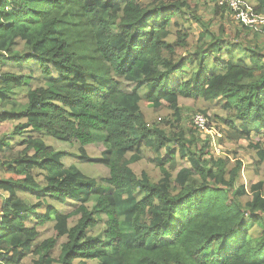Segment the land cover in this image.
<instances>
[{
	"label": "trees",
	"instance_id": "obj_1",
	"mask_svg": "<svg viewBox=\"0 0 264 264\" xmlns=\"http://www.w3.org/2000/svg\"><path fill=\"white\" fill-rule=\"evenodd\" d=\"M242 2L264 18V0ZM260 34L209 0H0V125L18 137L0 136V264H264ZM31 61L42 82L24 72ZM199 102L226 114L185 111ZM197 114L253 157L258 180L214 155ZM45 137L84 157L102 141L108 176ZM149 153L155 174L135 167Z\"/></svg>",
	"mask_w": 264,
	"mask_h": 264
},
{
	"label": "rangeland",
	"instance_id": "obj_2",
	"mask_svg": "<svg viewBox=\"0 0 264 264\" xmlns=\"http://www.w3.org/2000/svg\"><path fill=\"white\" fill-rule=\"evenodd\" d=\"M200 10H203V8H199V11ZM195 26H197V23H195ZM260 35L261 36H259V37H261V38L258 39L259 40L258 43L262 44V43H264V34H260ZM250 38H253V36L250 35ZM24 66H25L23 68L24 72L28 76H31V80L33 83L42 82V80H43L42 70L35 64V62L31 61V62L25 64ZM13 68H15L17 71L21 72V70L18 67V63H14V61H12L10 59V61L4 66V69H13ZM25 94H26V92L24 90H16V92L14 94V99L16 100V104L18 107L19 106L21 107V105L25 102V100H24ZM191 103H185L184 109L186 112H189L190 110L196 111L198 107H203L207 110V114L210 115V117H212V115H214V114L219 115V116L221 115V117H224L226 114L225 112L222 111L220 104L206 105L203 102L202 103L199 102L198 104H195V103L191 104ZM157 111L159 113H155V115H153V119H156V118L159 119V116H165L168 114V112L165 109H159ZM214 123L215 122L211 123V128L209 131H203L202 132L206 136L209 135L211 137V139H212V152L214 153V155L220 156L223 154H232L233 153L232 155L235 157V159L238 157L242 158V160L244 162L243 163L244 168H243L242 181L250 183L251 181L258 180V176L250 175V173L252 172V169H253V164H254L253 157L246 152L244 153L243 151H239V152L235 153V151H233L234 150L233 146L236 145L235 143L224 142L223 144L221 143L222 145H220L219 139L221 138L222 132L217 127H212V126H215ZM14 125H15V123H3V124H1L0 125V136L2 137L5 135L7 137V140H9L11 142H15L16 140H18V137L13 136L12 135L13 133H11L13 131ZM45 139L55 148L64 149V150L68 151V153H69L68 163L77 165V167L79 169H81L83 172L90 174V175H93L94 177L98 178L99 181H101V178L108 176V173H109L108 168L102 162H100L102 152L105 150V146H104L102 141L97 142V143L92 144V145L85 146V153L87 154L88 157H84L83 153L79 149V144L76 142L59 143V142L52 141L49 137H45ZM243 142H245V141H241L240 143H243ZM5 150L6 151H14L12 153V154H14L17 152L18 149H17V147H15L14 149L7 148ZM6 153L7 152H5V154ZM148 156H149V158H148L149 162L151 164L148 165V161L141 162L135 166L138 170H142V169H146L149 171L152 170L151 168L153 167L154 163L151 161V158L153 157V155L149 153ZM234 160H232V161H234ZM184 163L186 165H188V163H186L185 161H184ZM155 172H156V170L153 169L152 173L155 174ZM263 173H264V164L262 165V167L260 169V174H263ZM1 195H7V193L1 192L0 198H1ZM40 231L42 232L41 239L52 235V224H51V222H48L44 226L40 227ZM61 242H63V240ZM58 254H59V247L54 251L55 256H58ZM35 259H36V257H29L26 260V264H36Z\"/></svg>",
	"mask_w": 264,
	"mask_h": 264
},
{
	"label": "built area",
	"instance_id": "obj_3",
	"mask_svg": "<svg viewBox=\"0 0 264 264\" xmlns=\"http://www.w3.org/2000/svg\"><path fill=\"white\" fill-rule=\"evenodd\" d=\"M218 2L219 4H228L234 12V17L239 23H244L248 26H260L264 24V18L254 16L249 8H247L242 0H209ZM194 122L202 131H209L207 127V118L204 115L197 114Z\"/></svg>",
	"mask_w": 264,
	"mask_h": 264
}]
</instances>
